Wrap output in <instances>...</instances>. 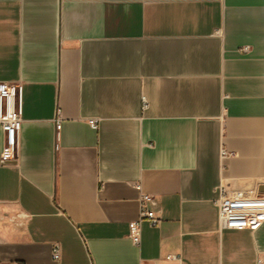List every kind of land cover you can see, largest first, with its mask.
<instances>
[{
  "label": "crops",
  "instance_id": "0c3cea01",
  "mask_svg": "<svg viewBox=\"0 0 264 264\" xmlns=\"http://www.w3.org/2000/svg\"><path fill=\"white\" fill-rule=\"evenodd\" d=\"M0 82L22 88L0 264L264 259V220L216 205L264 195V0H0ZM140 192L160 222L134 243Z\"/></svg>",
  "mask_w": 264,
  "mask_h": 264
},
{
  "label": "built area",
  "instance_id": "2783aa9c",
  "mask_svg": "<svg viewBox=\"0 0 264 264\" xmlns=\"http://www.w3.org/2000/svg\"><path fill=\"white\" fill-rule=\"evenodd\" d=\"M244 51L248 47H243ZM21 85L18 82H0V127L3 132V146L0 154L2 161H13L17 157L18 136L21 129ZM92 126L95 123L90 121ZM232 155L223 148L221 157ZM139 188V185H138ZM152 196L140 192V212L137 220L129 222V236L134 243L140 239V230L143 222L155 226L160 218L154 211L147 208ZM220 226L227 229H248L255 230L264 220V195L252 197H231L223 190L220 191L216 200ZM51 257L54 260L59 258V246L57 243L51 245ZM167 260H179L174 255H167ZM256 264H264L260 256L256 258Z\"/></svg>",
  "mask_w": 264,
  "mask_h": 264
}]
</instances>
